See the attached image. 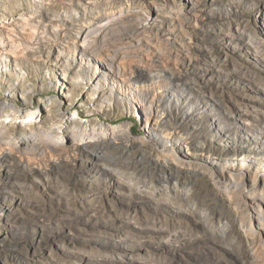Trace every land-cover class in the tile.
I'll use <instances>...</instances> for the list:
<instances>
[{
  "label": "rangeland",
  "instance_id": "rangeland-1",
  "mask_svg": "<svg viewBox=\"0 0 264 264\" xmlns=\"http://www.w3.org/2000/svg\"><path fill=\"white\" fill-rule=\"evenodd\" d=\"M2 103L0 264H264V0H0Z\"/></svg>",
  "mask_w": 264,
  "mask_h": 264
},
{
  "label": "bare ground",
  "instance_id": "bare-ground-1",
  "mask_svg": "<svg viewBox=\"0 0 264 264\" xmlns=\"http://www.w3.org/2000/svg\"><path fill=\"white\" fill-rule=\"evenodd\" d=\"M86 45V44H85ZM89 46V45H88ZM7 53V52H4ZM10 106L6 105L5 103H2L0 108L1 109H6L9 108ZM18 112V111H17ZM151 119V115L148 114L147 120ZM73 120V119H72ZM28 122V120H27ZM6 121H0V135H3L5 133L6 127H7ZM82 127V126H81ZM123 128V127H122ZM75 129V128H74ZM80 129V128H79ZM50 130V129H49ZM69 132L71 134V142L75 141V136H74V130L69 129ZM118 132H123L121 128L118 127L116 128H97L94 127L93 125L90 126L89 124H85L83 127V132L80 134V142L81 144H86L89 142H93L95 140L102 139L107 137L108 135H116ZM48 134V133H47ZM6 135V134H5ZM68 135V134H67ZM87 135V136H86ZM36 137V136H35ZM57 138V137H56ZM61 141L64 142V138L60 137ZM1 139V138H0ZM58 142V140H57ZM56 142V143H57ZM59 144V143H58ZM55 145V144H54ZM62 145V144H61ZM75 145V144H74ZM252 165V164H251ZM245 166V165H244ZM228 174V173H227ZM228 179V178H227ZM238 186V185H237ZM232 191V190H231ZM250 191V190H249ZM237 194V193H236ZM241 201L240 205H249L260 217H264V183L261 186L260 191H257L255 193L249 192V193H242L241 194ZM234 199V198H233ZM237 203V202H236ZM253 211V212H254ZM259 217V218H260ZM263 219V218H262ZM261 220V219H260ZM251 227V226H250ZM258 227V226H257ZM250 229V228H249ZM252 229V228H251ZM264 247V246H263Z\"/></svg>",
  "mask_w": 264,
  "mask_h": 264
}]
</instances>
